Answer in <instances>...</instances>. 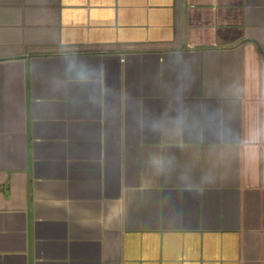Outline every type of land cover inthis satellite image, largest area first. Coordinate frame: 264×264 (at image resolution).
I'll use <instances>...</instances> for the list:
<instances>
[{
    "label": "crops",
    "instance_id": "1",
    "mask_svg": "<svg viewBox=\"0 0 264 264\" xmlns=\"http://www.w3.org/2000/svg\"><path fill=\"white\" fill-rule=\"evenodd\" d=\"M0 264H264V0H0Z\"/></svg>",
    "mask_w": 264,
    "mask_h": 264
}]
</instances>
